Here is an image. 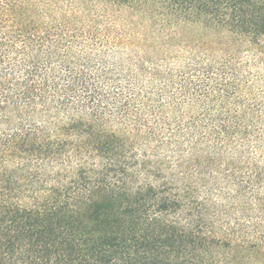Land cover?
<instances>
[{
  "label": "trees",
  "instance_id": "16d2710c",
  "mask_svg": "<svg viewBox=\"0 0 264 264\" xmlns=\"http://www.w3.org/2000/svg\"><path fill=\"white\" fill-rule=\"evenodd\" d=\"M0 264H264V0H0Z\"/></svg>",
  "mask_w": 264,
  "mask_h": 264
}]
</instances>
